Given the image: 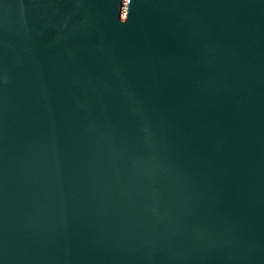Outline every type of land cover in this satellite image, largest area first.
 <instances>
[{
	"label": "water",
	"instance_id": "obj_1",
	"mask_svg": "<svg viewBox=\"0 0 264 264\" xmlns=\"http://www.w3.org/2000/svg\"><path fill=\"white\" fill-rule=\"evenodd\" d=\"M0 264H264V0H0Z\"/></svg>",
	"mask_w": 264,
	"mask_h": 264
}]
</instances>
